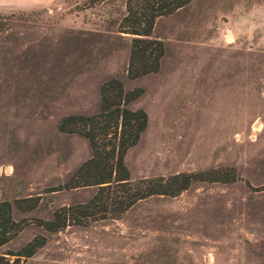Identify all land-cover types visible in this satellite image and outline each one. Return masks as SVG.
<instances>
[{
	"label": "rangeland",
	"instance_id": "obj_1",
	"mask_svg": "<svg viewBox=\"0 0 264 264\" xmlns=\"http://www.w3.org/2000/svg\"><path fill=\"white\" fill-rule=\"evenodd\" d=\"M126 0H61L0 10V201L35 198L14 220H50L94 187L64 189L90 156L59 131L62 118L99 112V88L142 93L145 130L123 158L130 180L232 170V183H193L120 218L48 234L26 225L0 253L38 235L20 264H264V0H191L154 21L156 73L129 80Z\"/></svg>",
	"mask_w": 264,
	"mask_h": 264
},
{
	"label": "trees",
	"instance_id": "obj_2",
	"mask_svg": "<svg viewBox=\"0 0 264 264\" xmlns=\"http://www.w3.org/2000/svg\"><path fill=\"white\" fill-rule=\"evenodd\" d=\"M191 0H126L125 15L118 32L131 37L126 78L134 80L156 73L164 54L160 41L150 39L154 21L181 9ZM141 89L125 90L116 79L103 82L99 88V112L92 116L71 115L61 119L58 129L84 139L90 156L83 161L63 185L64 189L94 187L92 197L83 204L61 207L50 220L39 218L16 221L12 208L21 213L33 211L35 198L0 201V248L29 224L52 234L66 227H86L106 219L116 220L134 204L154 196L175 197L193 183H232V170L207 173H181L168 177L130 180L123 158L145 130L146 114L131 111L127 104L141 95ZM45 244L38 235L18 251L0 253V264H20Z\"/></svg>",
	"mask_w": 264,
	"mask_h": 264
},
{
	"label": "crops",
	"instance_id": "obj_3",
	"mask_svg": "<svg viewBox=\"0 0 264 264\" xmlns=\"http://www.w3.org/2000/svg\"><path fill=\"white\" fill-rule=\"evenodd\" d=\"M61 0H0V10L3 12L15 10L17 7H47Z\"/></svg>",
	"mask_w": 264,
	"mask_h": 264
}]
</instances>
